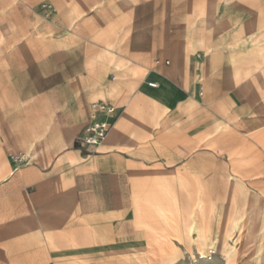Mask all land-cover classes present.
<instances>
[{"label":"rangeland","instance_id":"obj_1","mask_svg":"<svg viewBox=\"0 0 264 264\" xmlns=\"http://www.w3.org/2000/svg\"><path fill=\"white\" fill-rule=\"evenodd\" d=\"M23 1L0 0V182L13 171L8 148L30 152L40 138L24 134L27 95L37 89L29 80L25 87L22 81L13 85L14 73H27L25 65L59 64L60 75L78 65L88 83L79 87V104L82 96L90 102L113 99L127 102L125 110L130 97L142 94L139 84L155 69L156 58L170 60L162 66L169 82L135 103L149 115H136V138L117 147L135 165L129 168L128 208L78 216L61 204L67 178L52 173L39 182L32 173L28 179L37 183L29 189L38 195L32 199L29 245L25 239V246L11 241L0 247V264H264V216L255 215L249 195V189L264 188V0H106V23L99 27L80 14L69 22L53 15L50 22L38 6L29 10ZM231 22L241 26L231 29ZM249 35L262 51L242 56ZM142 48L146 60L137 55ZM101 87L111 89L101 95ZM170 91L176 101L164 114L159 105ZM189 98L197 102L181 109ZM221 121L224 129L212 136ZM59 136L64 143L71 137ZM87 154L94 152L83 150ZM228 173L243 182L236 196ZM199 191V227L210 237L230 230L204 258L187 234ZM16 218L2 215L0 222Z\"/></svg>","mask_w":264,"mask_h":264},{"label":"crops","instance_id":"obj_2","mask_svg":"<svg viewBox=\"0 0 264 264\" xmlns=\"http://www.w3.org/2000/svg\"><path fill=\"white\" fill-rule=\"evenodd\" d=\"M43 1L26 0L23 3L26 8L33 11L32 7L38 6L39 8ZM105 1L48 0V3L53 6V15L59 16L60 21L69 22L77 14H80L82 16L86 15L88 22L99 27L106 23L104 16L107 12L103 9ZM99 6H101L99 10H94ZM37 11L39 10L37 9ZM50 22H53V19ZM229 26L231 29H237L241 26V22L236 24L231 22ZM253 37L249 35L245 42L259 48L258 51L261 52V43L253 42ZM143 49L137 52V55L140 59L146 60L149 54ZM108 51L111 52L110 50ZM113 54L116 55L115 53ZM156 59L163 60L162 58ZM168 65H156L154 60L155 69H148L143 82L139 84V91L142 94L130 97L132 105L128 110H125L128 106L127 102L115 104L113 99L102 100L124 107L113 122L105 142H102L93 151L94 154L87 155H83V150L74 147L73 144L78 132L88 122L92 103L89 101L88 96H82L83 104H79V98H77L80 94L79 87L88 86V83L84 84V78H80L78 74L79 66H70L69 73L60 75L59 72L64 70L62 65L33 63L24 66L26 68L23 71L27 73L13 74L14 86H20V81H22V86L25 87L29 80L31 81L30 86L37 89V91H31L27 95L29 96V106L25 110L29 113V116H26L24 111V118H29V131H24V134L30 136L38 135L40 138L30 152L24 151V147L14 148L11 146L8 148L9 154L25 153L33 156V162L9 172L8 176L0 182V216H17L15 219L17 221H9L8 219V221L0 222V232H2L0 233V238L3 241L0 243V247H6L11 241H15V243L16 241H22V246H25V239L26 245H29V220L32 212V199L38 195L37 192H32L29 189L37 183L28 179V175L32 173L39 174V182L44 181L47 175L52 173L56 175L61 173L62 176L67 178L68 183L62 194L61 204L62 206L63 204H68L73 209L72 212L78 216H99L124 211L128 208L129 168L135 165L127 157L126 153L117 147H123L127 140L136 138V134L132 129L138 124L133 119L138 114L149 115V113L137 111L135 103L146 101L147 97L152 98L158 93L163 84L169 82L168 77L165 75L166 70L162 67ZM110 75L115 79L113 74ZM149 82H156L157 87L149 86ZM47 87L51 88L46 89ZM110 89V87H101L100 94L106 95ZM53 96H55L54 99L52 98ZM72 96L74 100L70 101ZM175 101L176 93L170 91L165 101L159 105L160 111L164 114L172 112L174 108L172 104ZM194 101L197 102V100H190L189 98L181 102L182 106L180 108H191ZM48 103H54L55 105H48ZM49 109L52 113L47 119V111ZM36 111H38V114H36ZM35 118H38L37 121ZM146 119L150 118L146 117ZM225 123V121L217 123L210 134L212 136L217 135L218 132L224 129ZM149 124L150 122L146 123V125ZM56 128H61L62 130H54ZM62 134L71 135V137L64 143L59 136ZM201 139H198L199 142ZM29 140L27 139V142ZM188 143L190 142L187 140L185 144L187 145ZM101 147H103L102 150H100ZM10 166H13L11 162ZM262 169H264V166ZM231 175L237 181H241L235 175ZM239 183L243 184L242 181ZM259 190L260 192L258 190L255 191L259 192L261 196L262 194L264 195V188H259ZM58 213L62 214L64 212ZM25 216L26 223L24 221Z\"/></svg>","mask_w":264,"mask_h":264},{"label":"built area","instance_id":"obj_3","mask_svg":"<svg viewBox=\"0 0 264 264\" xmlns=\"http://www.w3.org/2000/svg\"><path fill=\"white\" fill-rule=\"evenodd\" d=\"M43 12L42 17L45 20H52L53 6L48 2H42L38 8ZM155 64H169L168 59H155ZM149 86L157 87L156 82H149ZM202 87H200L199 95H202ZM124 106H118L107 101H96L90 105L88 122L81 128L73 144L80 150L87 152L95 151L100 144L107 137L113 122L116 120ZM33 159V156L25 153H17L10 155V162L13 165V171L17 170L23 165L29 164Z\"/></svg>","mask_w":264,"mask_h":264},{"label":"bare ground","instance_id":"obj_4","mask_svg":"<svg viewBox=\"0 0 264 264\" xmlns=\"http://www.w3.org/2000/svg\"><path fill=\"white\" fill-rule=\"evenodd\" d=\"M261 49V48H260ZM259 50V48L254 47L252 45H249L248 43L245 42V47L243 52H241L240 54L242 56H247L248 54H254ZM228 180H229V186H230V190H231V194L233 196H236L238 187L241 185V181H237V179L232 176L231 174H228ZM254 195L255 198V215L259 214L260 212V216L263 217L264 216V211L259 209V205L261 204V196L259 195V193L249 189V195ZM249 205V204H248ZM202 207H203V200L199 191V194L197 195L193 208L191 209V211L189 212V217L191 218L188 225H187V234H188V242L191 245H195L196 248L198 249V252L200 253V257L204 258L207 257L208 252L211 250H215L216 249V244L218 245L221 242V239L226 240V238L229 235V231L228 233H225L223 236L216 234L213 237H210V235H207L203 229H201L198 225V221H197V212L198 211H202ZM247 207V206H246ZM248 210L249 208H247L244 213H243V219H246L248 216ZM258 211V213H257ZM214 252V251H213ZM227 256V253H224ZM194 259L196 260V257L194 256Z\"/></svg>","mask_w":264,"mask_h":264}]
</instances>
